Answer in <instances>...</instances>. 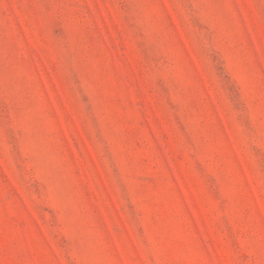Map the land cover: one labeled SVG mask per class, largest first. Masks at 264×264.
Segmentation results:
<instances>
[{
    "label": "rangeland",
    "instance_id": "1",
    "mask_svg": "<svg viewBox=\"0 0 264 264\" xmlns=\"http://www.w3.org/2000/svg\"><path fill=\"white\" fill-rule=\"evenodd\" d=\"M0 264H264V0H0Z\"/></svg>",
    "mask_w": 264,
    "mask_h": 264
}]
</instances>
